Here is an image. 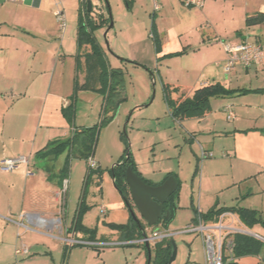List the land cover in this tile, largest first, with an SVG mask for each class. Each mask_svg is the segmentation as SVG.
<instances>
[{
  "label": "crops",
  "instance_id": "obj_1",
  "mask_svg": "<svg viewBox=\"0 0 264 264\" xmlns=\"http://www.w3.org/2000/svg\"><path fill=\"white\" fill-rule=\"evenodd\" d=\"M9 9L19 11V14L12 15ZM41 12L42 0H0V161L18 157L28 160V164L12 171L0 170V264H71L73 251L67 255L68 245L63 239L72 234L71 228L76 223L81 199L83 201L81 195L72 210L62 194L61 171L67 160L66 153L56 158L38 156L39 151L56 139L53 131L56 126L62 135L58 140L68 138L73 131L59 110L73 94L77 52V30L75 48L66 43L65 30L59 32L60 43L56 44L51 40L56 37L55 15L51 13L52 21L48 25L43 16L39 17ZM188 12L195 23L187 30L161 31L154 20L159 44L157 51L154 41L151 47L146 45V50L143 49L145 46L137 36L129 38L127 50H123L125 54L112 47L111 52L118 55L113 57L117 63L112 67L123 71L122 64H131L120 60L125 57V60L138 64L134 66L149 71V75L152 73L154 83L157 73L161 85L177 88L173 98L191 97L197 88L213 83L233 91L225 97L212 98L209 113L199 119L176 120L167 110L172 126L169 129L183 140L182 145L174 143L173 147L179 148V157L185 152L202 162L197 177L199 212L205 214L211 209L242 207L257 211L264 220V63L250 67L236 65L226 74L223 67L228 54L221 45L225 42H259L264 47V22L246 26L249 17L264 14V0H204L201 8H189ZM205 26L208 30L204 29ZM105 53L107 57L112 56L107 49ZM170 73L174 77H170ZM6 97L11 98L8 104ZM227 106L234 113L231 120L226 117L224 108ZM51 116H54L55 124L49 122ZM21 129L25 130L22 136L11 135ZM16 136L19 138L15 139ZM202 151L212 156L201 160ZM131 155L136 170L149 183L159 185L170 176L176 178L178 190L179 187L181 190L178 198L177 193L173 195L172 217L178 209L189 208L193 187L183 183L179 175L168 168L150 171V165L156 163L155 154L152 161L147 159L146 162L141 160L139 151ZM215 156L220 159H211ZM209 164H216L218 180L215 189L202 197L200 191ZM69 165L70 159L67 168ZM196 175L195 170L193 176ZM24 215L32 218L27 222ZM36 217L47 222L60 219L61 229L47 234L48 230ZM194 219L192 213L189 214L182 227L194 223ZM225 224L229 225L230 221L226 220ZM233 226L247 230L249 235L264 242V225L256 224L248 229L238 220ZM63 233L67 236L63 237ZM232 235H228L229 240ZM79 237L81 241L104 244L130 241L103 240L91 234ZM200 240L201 253L195 255L190 251V264H205L201 236ZM55 242L64 244L63 252ZM21 246L27 249V254L15 255V250ZM61 252L62 261L57 263L56 254ZM228 258L225 255L226 264H264V247L257 256H241L233 258L232 262H228Z\"/></svg>",
  "mask_w": 264,
  "mask_h": 264
},
{
  "label": "rangeland",
  "instance_id": "obj_2",
  "mask_svg": "<svg viewBox=\"0 0 264 264\" xmlns=\"http://www.w3.org/2000/svg\"><path fill=\"white\" fill-rule=\"evenodd\" d=\"M92 2L94 5L92 12L96 14L102 13L106 18L111 16L113 28L109 30L106 36L104 34L107 27L94 31V36L99 45L105 50L108 48V54L112 55L106 57V63L109 68L117 63L113 57H118L117 53L111 52L112 47H115L118 53L125 54L123 50H127L129 38L132 39L136 36L141 38L142 44L145 46L143 49L145 50L146 45L152 46L154 39L151 34V25L154 20L161 31L168 29L187 30L195 23L194 18L188 12L189 8L183 6L178 0H158L160 5L158 12L153 11L152 0H133L131 3L129 2V5L126 0H106L108 6H106L104 0H92ZM57 10L62 11L66 19V43L72 44L75 48V32L78 18L82 11L81 0H42L43 13L41 12L39 17L43 16L45 19L44 23L50 25L52 21L51 13L55 15ZM8 12H12V15L19 14V11L14 9H9ZM54 28L56 37H53L51 40L59 44L60 25L55 16ZM204 29L208 30V27L205 26ZM120 58L126 59L125 57ZM121 68L124 72V99L115 111V117L112 121L103 124L101 97L88 91L77 93L74 115L71 120L67 119L65 113H63V109L68 106L69 102L60 107L59 113L70 129L82 125L87 127L92 126L91 124L98 125L96 147L92 158L95 164L94 169L99 167L100 171L96 172L92 168L93 171L88 180L90 169L88 161L75 158L70 159L64 197L70 204L71 209H75L86 183L84 195L88 210L82 215L80 225L89 231H93V234L97 235L99 239L103 238V240L110 241L127 239L130 240V245L124 244L98 248L87 245L69 246L68 244L67 255L69 256L70 251H73L71 264L148 263L149 254L146 245L137 242L142 237V232L139 235L135 233L124 238L126 232L121 227L130 225L131 215L122 199L121 193L114 185L111 174V169L124 156V150L127 146H129L128 148L131 153L139 151L141 160L145 162L147 159L152 161L153 154H155L156 163L150 165V171L159 172V170L168 168L178 174L183 183L193 187V198L190 199L189 208L178 209V213L175 217H172L171 221L167 224V228L163 227L161 220L153 229L163 230L169 228L170 232H176L185 227L182 226L189 214L192 213L193 217L197 219L198 214L201 213L198 210L197 203L199 195L197 177L200 176L202 162L193 156H188L189 154L185 152L179 157V148L175 149L173 147L175 144L182 145L183 140L180 139V136L173 129H169L172 126L170 125V117L167 115V107L163 99L159 75L155 73L154 83L151 80L152 77H150L149 71L141 66L122 64ZM174 68L175 66L171 70ZM169 76L174 77L172 73ZM82 79L83 74L80 73L79 81L82 82ZM5 99L8 104L11 98L6 97ZM49 119L50 123L55 124L54 116H51ZM53 131L55 132L54 138H56L53 141L62 139L61 130L57 129V126ZM31 132L33 136L34 130ZM42 132H40V135ZM23 134H25L24 129L11 132L12 136L18 135L20 137ZM18 136L15 139L19 138ZM170 139H173V141ZM153 147H155L154 150H152ZM211 159H220V157L215 156ZM197 169V175L194 177L193 173ZM216 172V164H209L206 167V177L200 191L202 197H205V195H208L209 192L215 189V183L218 180ZM180 190L179 187L176 195L177 198ZM130 204L132 205L131 200ZM100 207H103L104 211H101ZM132 209L143 232L150 234L152 228L147 226L133 205ZM136 227L138 229V225ZM71 231L72 234L69 238H72V235H74L75 240H79V236L81 235L89 234V232H84L83 229L75 231L74 226L71 228ZM65 236L67 234L63 233V237ZM200 241V234L197 233L176 234L171 239L166 240L165 244L173 242L176 248V256L171 264H190V251L195 252V255L201 253ZM55 243L61 247L60 249L63 252L64 244ZM149 248L151 256L149 264H153L155 246L149 245ZM62 252L56 254L55 259L57 263H61L62 261ZM224 254L229 257L230 262L233 261L232 254L229 252H224Z\"/></svg>",
  "mask_w": 264,
  "mask_h": 264
},
{
  "label": "trees",
  "instance_id": "obj_3",
  "mask_svg": "<svg viewBox=\"0 0 264 264\" xmlns=\"http://www.w3.org/2000/svg\"><path fill=\"white\" fill-rule=\"evenodd\" d=\"M126 1L129 5L130 0ZM95 14L96 13L94 12L86 13L84 17L81 11L78 18L76 29L77 52L75 55L76 75L73 82V94L70 97L68 106L63 109V113H65L67 119L71 120L73 118L77 93L80 91H88L99 95L102 98L101 106H103V102L108 91L110 73L111 84L107 105L103 116L104 124L105 122H110L114 119L115 111L117 110L121 101L124 99V73L119 68H109L107 66L106 53L97 42L94 36V31L104 27L108 28L110 25V18H106L102 13H97L96 15ZM262 22H264V14L258 13L257 15L249 17L246 20V26L260 24ZM151 34L153 36L154 45L157 51L159 49V44L155 34L154 21L151 25ZM121 61L131 63L133 65H138L137 63L130 62L125 59H121ZM80 73L83 74L82 82L79 81ZM150 75L151 77H153L152 73H150ZM162 90L163 99L165 101L167 110L170 116L176 120L202 118L207 113H209L210 100L212 98H221L233 93V91L226 89L219 83H213L199 87L194 91L191 97L179 96L177 98H173L172 94L177 92V88H173L167 84L162 85ZM97 130L98 125H94L92 127H74L71 135L68 138L64 140L52 141L48 143L44 149L38 152V156L42 159L46 157L56 158L61 153H66L67 160L65 163V167L61 171L62 178L60 183H62V181L66 178L69 159L75 158L88 161L89 158H92L93 144L95 142ZM128 147L129 146L125 148L124 156L121 157L118 164L111 169V174L114 180V185L121 193L122 198H125L130 203L129 189L125 183L126 168L131 165L133 171L139 176L140 174L136 170L131 152L129 151ZM94 170L98 172L100 171V168L96 167V169ZM92 171V169H89L88 180L91 176ZM141 179L147 184L153 185L142 177ZM177 190L175 191V193H177ZM173 195L169 198L168 201V206L171 209V216L168 220H162L164 228H167V224L171 221L173 216ZM86 210H88V206H86L85 204L84 195L76 223L73 224V226L75 231L83 229L84 232H89V234L94 235L93 231H89L88 229H85L80 225V219L86 212ZM223 212H231L236 215L239 221L248 229L256 224L264 225V220L257 211L242 207L211 209L205 214L199 213L198 218H200L204 222H216L219 215ZM197 219H194L193 222L196 223ZM137 225L138 229L136 227ZM121 228L126 232V234H124L126 238L129 237V235L135 233H137L138 235L141 232L143 233V230L141 229V226L139 225L137 219H133L131 216L130 225L122 226ZM165 241L155 245V258L153 260V264H168L173 250V242L165 244ZM232 242V255L234 258L248 255L257 256L260 254L261 250L264 247L263 241L251 235L242 233L233 234Z\"/></svg>",
  "mask_w": 264,
  "mask_h": 264
},
{
  "label": "built area",
  "instance_id": "obj_4",
  "mask_svg": "<svg viewBox=\"0 0 264 264\" xmlns=\"http://www.w3.org/2000/svg\"><path fill=\"white\" fill-rule=\"evenodd\" d=\"M11 2H24L25 0H9ZM183 6L187 8H201L203 6L204 0H178ZM153 2V11L157 12L160 10V5L158 0H152ZM56 19L60 25V31H64L66 27V19L62 11H57L55 13ZM224 51L228 54V58L224 64L223 70L224 73L228 74L231 72L236 65H242L243 67H250L253 65H259L264 63V47L259 42H244L240 44H231L229 42L221 43ZM226 112V117L228 120L234 118V113L229 106L224 108ZM210 153L205 151L201 152L200 159H205L206 157H211ZM22 164H28V160L25 157H18L13 159H4L0 161V170L1 171H12L17 169ZM88 167L90 169L95 168V164L92 158L88 159ZM67 179L63 180L62 194L66 191ZM101 211H104L101 208ZM27 222L32 218L30 215L23 216ZM21 217V218H23ZM44 228L48 230L47 234L53 232V230L61 229V220L55 219L51 222L36 217ZM229 220L230 224L226 225L225 221ZM239 219L236 218L231 212H223L219 215L217 221L214 224H207L202 221L200 218L197 219L196 223L186 225L183 229L170 232L168 229H152L150 234L140 237L137 241L139 244H148L156 245L165 240L171 239L176 234H189L197 233L200 234L204 244V254H205V264H225L224 252H229L232 254L233 242L228 239V235L235 233H242L249 235L248 231L245 229H236L233 224L238 222ZM25 229H30V227L24 226ZM64 244L69 246L74 245H87V246H119L124 244H129L130 241H120L112 243H92L85 242L81 240H75L74 238H64ZM27 249L24 246H21L15 250V255H26ZM234 258V257H233ZM228 262L229 259H228Z\"/></svg>",
  "mask_w": 264,
  "mask_h": 264
},
{
  "label": "water",
  "instance_id": "obj_5",
  "mask_svg": "<svg viewBox=\"0 0 264 264\" xmlns=\"http://www.w3.org/2000/svg\"><path fill=\"white\" fill-rule=\"evenodd\" d=\"M104 1L106 3V6H108L106 0ZM81 9L84 17L86 13H91L92 10H94V5L92 0H81ZM109 18H110V25L106 29L104 36H106L109 30L113 28L111 16H109ZM110 84H111V77L109 73V86L103 102L101 117L104 116V112L106 109ZM97 135L98 133H96L95 142L93 144L92 157L94 155V150L96 147ZM125 183L129 189V196L132 205L135 207L137 213L146 222L149 228H154L159 224L161 220L163 219L168 220L170 218L171 209L168 206V201L169 198L175 193V191L178 188V182L174 176L168 177L163 183L159 185H149L145 181H143L141 177L133 171L132 166L129 165L125 171ZM85 186L86 183L84 184L82 198L84 195ZM122 199L125 205L127 206V208L129 209L131 217L133 219H137L136 214L132 209V205L125 198ZM142 236L145 237L146 233L143 232ZM146 248L149 254L147 264H149L151 256H150V248L148 244H146ZM175 256H176V248L173 243V250L169 258L168 264L172 263V261L175 259Z\"/></svg>",
  "mask_w": 264,
  "mask_h": 264
}]
</instances>
